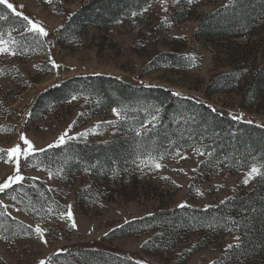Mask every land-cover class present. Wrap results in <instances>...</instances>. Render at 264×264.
<instances>
[{"label": "rangeland", "instance_id": "1", "mask_svg": "<svg viewBox=\"0 0 264 264\" xmlns=\"http://www.w3.org/2000/svg\"><path fill=\"white\" fill-rule=\"evenodd\" d=\"M90 1L1 3L5 7L12 4L13 13L47 32L45 36L29 30L28 24L24 31L0 33V150L4 153L17 145L24 147L22 135L37 150L56 147L65 132L66 142L97 143L115 137L112 123L118 117L113 110L90 115L91 109L81 98L36 114L30 112L39 92L75 75L105 74L136 86L173 89L226 111L232 119L264 125V81L261 76L260 85L256 81L264 69V15L242 38L198 40L195 30L199 21L231 0H149L117 25L86 26L66 39L60 38L57 31L66 18ZM25 34L35 37V49L27 50L17 43L16 37ZM168 52L182 55L187 66L182 70L145 69L154 56ZM229 74L235 79L233 87L216 90L217 79ZM207 157L196 147L177 151L163 161L124 169L123 173L114 170L109 175H95L88 171L57 181L52 173L27 166L20 157L19 171L24 177L20 183L26 184V179L42 181L63 208H50L33 218L20 204L1 199L6 212L29 227L32 235L10 240L0 232V264L46 263L72 246L107 249L149 264H264L263 252L240 255L241 231L248 220L245 213H233L231 218L238 224L232 229L147 220L126 228L129 233L120 230L175 210H205L245 195L257 183V174L249 177L251 169L232 173L224 167L211 170L213 164L201 169ZM16 166L15 156L7 163L0 159V183L15 174ZM89 187L98 189L96 201L88 204L80 199L77 203V190ZM69 208L71 220L65 214ZM229 245L233 247L229 249Z\"/></svg>", "mask_w": 264, "mask_h": 264}, {"label": "trees", "instance_id": "2", "mask_svg": "<svg viewBox=\"0 0 264 264\" xmlns=\"http://www.w3.org/2000/svg\"><path fill=\"white\" fill-rule=\"evenodd\" d=\"M149 0H91L72 12L57 31L60 38H68L86 26H113L120 20L139 12ZM264 15V0H231L223 8L201 19L195 37L210 39L242 38ZM0 3V33L24 31L28 21ZM32 34L17 36V43L27 50L35 49ZM37 38V37H36ZM48 51L44 45V52ZM185 58L175 53H160L145 69L182 70ZM257 84L264 81V69L257 75ZM231 74L221 76L214 83L222 92L233 87ZM212 88V85H211ZM74 98L84 99L90 115L116 109L117 121L112 123L115 137L97 143L67 141L62 145L37 152L25 159L27 166L47 170L56 181L69 175L90 171L95 175H109L114 170H130L145 163L159 162L177 151L199 147L207 154L200 165L213 164L211 170L224 167L237 172L256 167L257 183L243 196L228 198L205 210H175L154 219H143L121 228L139 226L147 220H161L177 224L208 225L224 229L236 226L233 213H245L246 229L241 231L239 251L245 257L264 253V125L252 121L232 119L226 111L197 102L173 89L154 86H136L105 74L75 75L57 81L35 97L31 113L63 105ZM155 117V119H153ZM0 193V232L10 240L32 235L29 227L13 219L1 204V199L20 204L31 217L37 218L50 208L61 210L62 204L46 185L35 179H26ZM97 187V186H96ZM78 189L80 199L88 204L96 201L95 187ZM98 188V187H97ZM97 190V191H96ZM15 197V199H13ZM185 211V212H183ZM188 213V220L185 219ZM119 230V232H120ZM123 233V234H125ZM121 234V233H118ZM149 264L114 253L107 249L82 246L68 247L54 254L45 264Z\"/></svg>", "mask_w": 264, "mask_h": 264}, {"label": "snow or ice", "instance_id": "3", "mask_svg": "<svg viewBox=\"0 0 264 264\" xmlns=\"http://www.w3.org/2000/svg\"><path fill=\"white\" fill-rule=\"evenodd\" d=\"M5 2H6V0H0V3H5ZM189 2L191 3L192 0H189ZM7 7L9 9H13L12 4H7ZM17 15H19V13H17ZM24 19L28 21L29 25H31V28L29 30H35V31H38L41 35H45V36L47 35V32L42 27L38 28L37 25H35L27 17H24ZM0 43H3L2 39H0ZM113 112H114V114L119 115V113L117 112L116 109H113ZM153 119H155V117H153ZM67 135H68L67 132H65L64 135L59 137L57 146L62 145L66 142L65 137ZM21 140L23 141L24 147L17 145L16 147L12 148L11 150H9L6 153H4L2 150H0V159H4L6 163L10 162L11 158H13L14 156L16 157V160H17V166H16L15 174L9 176L5 182L0 183V193H3L6 189L10 188L13 184L20 183L23 181L24 177L20 174V171H19V158L20 157L27 159L30 154L35 155V153H37V152L45 151L44 149H39V150L35 149L34 146L32 145V143L29 140H27L23 135L21 136ZM48 147L51 148V147H53V145H49ZM29 150H31V152ZM197 151H199V150H197ZM201 154H203V153H201ZM156 167L159 168L160 165L157 164ZM252 174H258V169L256 167L251 168V171L249 173V177H251ZM248 182H249V180L246 178L244 180V183L247 184ZM13 199H15V197H13ZM179 206L184 207L185 205H179ZM65 214L68 216V218L70 220L72 219V214H71L70 208H69V211ZM73 227H75L74 221H73ZM40 231L41 230L39 228L36 229L37 233H39ZM236 239L238 240L239 237H237ZM228 247H229V249H231L233 247V245H229ZM236 247H239V245H236ZM41 264H45V262L41 261Z\"/></svg>", "mask_w": 264, "mask_h": 264}]
</instances>
